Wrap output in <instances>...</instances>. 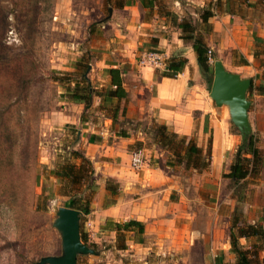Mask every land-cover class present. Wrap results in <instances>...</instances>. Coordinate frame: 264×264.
<instances>
[{
  "label": "rangeland",
  "instance_id": "obj_1",
  "mask_svg": "<svg viewBox=\"0 0 264 264\" xmlns=\"http://www.w3.org/2000/svg\"><path fill=\"white\" fill-rule=\"evenodd\" d=\"M134 2L139 4L136 20L152 22L154 11L171 13L170 4L163 5V0L159 1L161 10L159 5L156 10L145 8L141 0H0V264H38L41 258L59 256L60 236L52 226L56 209L68 208L72 196L88 199L89 213L94 208L115 205L121 195L117 180L128 182L131 172L142 168L156 169L152 175L146 172L147 179L158 174L157 178L167 180L164 203L174 212L190 213L188 224L180 214L169 224L154 223L139 242L132 233L125 234V250H119L121 241L114 232L102 229L108 227L107 219L92 228L80 215L79 232L86 244L93 245L89 248L95 255L79 254L75 264H212L219 249L227 248L234 210L240 212V222L264 226V95L255 92L259 82H264L261 59L255 66L250 63L247 74H243L250 77L253 89L245 97L251 103L247 109L248 140L252 139L261 158L256 172L237 186L224 177L240 138L223 105L211 115L230 139V154L224 155L214 169L209 167V159L203 171L173 165L171 153L153 144L152 132L159 124L151 113L141 109L142 105L137 107L139 101H146L149 90L139 88L138 74L128 69L120 55L123 44L129 41L120 35L129 33L127 26L132 18L124 7ZM182 9L175 13L177 19L196 20L192 8L182 3ZM165 20L171 31L179 34L169 15ZM196 28L203 36L207 33L200 26ZM127 48L137 54V61L144 52H158L147 44ZM231 56L225 71L238 70L234 64L240 60ZM120 60H124L120 70L129 72L126 78L131 93L126 99L105 105L93 97L83 109L82 104L63 97L79 73L92 88L103 91L109 84L105 70L120 64ZM198 74L208 98L207 84ZM113 109L116 119L111 122ZM80 128L88 130L83 133ZM104 130L108 132L99 134ZM120 132L127 137L118 136ZM87 135L91 144L104 140L107 145L114 142V148L106 154L93 152L89 158L94 148L86 149ZM200 145L199 167L207 150L204 139ZM176 150L182 153L180 147ZM74 151L81 159L72 158ZM133 153L140 154V169L130 167ZM65 163L83 170L79 184L67 187L53 176L54 169ZM239 243L248 246L254 240L240 239ZM227 252L223 260L231 264L234 257ZM258 255L264 257V247Z\"/></svg>",
  "mask_w": 264,
  "mask_h": 264
},
{
  "label": "crops",
  "instance_id": "obj_2",
  "mask_svg": "<svg viewBox=\"0 0 264 264\" xmlns=\"http://www.w3.org/2000/svg\"><path fill=\"white\" fill-rule=\"evenodd\" d=\"M182 1L173 0L169 3V0H163L162 4H170L168 5L170 6L169 9L174 15L176 12H182V3L185 7L192 8L193 12L208 8L211 13L207 20L210 31L204 34L203 41L214 61H219L225 69L230 64V56L233 54L236 60H240V63L234 64V68L238 70L227 69L226 71L238 75L240 79H249L251 83L250 77L243 76L244 73L247 74L250 63L254 65L257 59H261L259 65H263L264 68V0ZM131 4L124 7V9L130 10L132 18L127 26L129 33L120 35V38L126 37L129 40L123 44L124 49H120V55L125 59L128 69L138 74L141 82L139 88L149 90L146 101H139L137 107L142 105L141 109L151 113L154 122L164 125L170 132L178 136H194L198 142L196 147L200 149L202 147L200 141L204 139L206 149L209 151V167L211 169L216 168L219 163H222L221 159L224 155L228 156L231 152L230 139L225 137L222 124L219 121H212L211 111L217 106L209 100V96L207 98L206 91L199 81L198 69L190 45H185L179 39V34L176 31H171L163 14L154 11L155 19L152 22L138 20V18L136 20L139 4L137 2ZM160 7L159 10L162 9V6ZM156 8L157 6H154L151 9L156 10ZM140 44H147L152 49L157 50L164 61L172 57H181L185 59L186 63L181 72L171 78L162 76L163 71L161 72L159 69L141 68L135 65L137 54L127 48L132 47L131 49H134L136 46H141ZM123 63L124 60L120 64L112 65L111 68H116L120 72L121 87L126 93V99L131 90L126 78L129 72L124 73L120 70ZM157 74L158 78H156ZM259 84L255 92L264 95V92L259 91L264 88V82H259ZM135 88L137 86L133 87V89ZM249 104H251L250 101ZM87 130L80 128V132L83 133H86ZM106 132L108 131L104 130L99 134L104 135ZM86 138H88L87 141ZM90 138V135L85 136L88 146L86 149L94 148L91 150L89 158H92L91 153L93 152L106 154L110 148H114V142L107 145L102 140L99 143L91 144L88 141ZM154 170L156 171V169L144 170L142 168L139 172H131L132 177L128 182L118 179L123 197L120 195V199L115 205L94 208L93 211L84 216L86 222L93 228L106 219L116 223L135 220L143 224L142 238L146 236L152 224H169L179 214L186 218L183 222L187 225L190 213L184 210L180 213L179 210L174 212L172 207L168 208L169 205L164 203L168 186L167 180L157 178L158 174H156V178L147 179L145 177L146 172L152 175ZM163 213L164 216L161 217ZM167 220L169 221L166 222ZM130 242L132 246H135L132 241ZM226 246L225 250L219 249L220 252L213 257L212 264H226L223 255L229 249L228 242ZM227 253L230 254L229 251ZM230 256L229 259H231ZM207 259L203 254V260L206 261Z\"/></svg>",
  "mask_w": 264,
  "mask_h": 264
},
{
  "label": "trees",
  "instance_id": "obj_3",
  "mask_svg": "<svg viewBox=\"0 0 264 264\" xmlns=\"http://www.w3.org/2000/svg\"><path fill=\"white\" fill-rule=\"evenodd\" d=\"M158 5L159 0L142 1V6L148 9ZM158 7L161 8L160 6ZM194 13L197 15L196 20L190 18L188 20L185 18L178 20L174 14L168 12H165L163 16L167 17L169 15L172 26L179 31V39L189 43L194 54L197 69L207 84V91L209 92L212 79V63L214 59L210 54L212 63L208 62L207 52L209 50L203 41V34L197 30L196 27L200 26L208 33L210 31V26L207 20L211 16V13L208 8L194 10ZM185 63V59L181 57L167 59L162 76L171 78L180 73ZM78 65L79 63L76 64V66ZM105 72L108 76L109 84L103 91L92 88L88 80L79 73L78 78L73 80V87L66 88L63 97L70 102L82 104L83 109L88 108L93 97L99 98L101 103L105 105H110L112 101L117 102L125 99L126 93L121 87L119 70L116 68H108ZM112 86H114V88H112ZM251 89L252 84L250 83L247 93H249ZM259 91L263 93L264 88H261ZM111 111L112 114L109 116V119L113 122L116 119V110L113 109ZM152 133L153 144L171 153L173 160L170 163H174L173 165L183 164L185 169L190 168L195 171H203L208 167V163L206 162L209 159L208 149L205 151L204 164L201 167L198 166V161L201 159V150L196 147L195 139L192 136L188 139L184 136H178L168 131L164 125L155 126ZM118 136L121 138L127 137L124 132H120ZM262 138L264 139V133ZM175 139H177L176 142H174ZM177 147L181 148V154L176 150ZM71 156L74 159H81L77 151L71 152ZM260 164L261 158L258 150L250 138L244 151H241L239 147L236 149L232 158V163L229 165L224 177L231 182L232 186H237L242 183L247 176L255 173ZM82 171L83 170H80V168L72 164L65 163L62 167L54 169L53 176L61 183L67 184V187H72L83 180ZM107 190L111 189L107 188ZM68 208L77 210L82 216L87 215L90 211L88 199L75 198L74 196L69 198ZM240 215V212L234 210L231 217V225L229 227L228 251L234 257V261L231 264H264V257L259 258L258 255L261 248L264 247V226L240 222ZM261 221L264 223V214L261 216ZM108 222V227L102 229L114 232L115 238L121 241L118 248L119 250H125L123 244L125 234L132 233L136 242H139L143 235V224L138 221L128 220L122 223ZM239 223L243 224L238 226ZM79 239L83 244L93 248V245L86 244L84 236H82L80 232ZM240 239H243L245 242L249 239H253L254 243L244 246L239 243Z\"/></svg>",
  "mask_w": 264,
  "mask_h": 264
},
{
  "label": "water",
  "instance_id": "obj_4",
  "mask_svg": "<svg viewBox=\"0 0 264 264\" xmlns=\"http://www.w3.org/2000/svg\"><path fill=\"white\" fill-rule=\"evenodd\" d=\"M110 10H108V15ZM249 79H240L238 75L224 70L219 61L212 63V79L208 96L215 106H226L230 123L238 131L239 148L244 151L249 136L247 109L249 101L246 91ZM81 214L70 208H57L52 226L60 236V255L41 258L38 264H75L76 256L95 255V252L79 239V216Z\"/></svg>",
  "mask_w": 264,
  "mask_h": 264
},
{
  "label": "built area",
  "instance_id": "obj_5",
  "mask_svg": "<svg viewBox=\"0 0 264 264\" xmlns=\"http://www.w3.org/2000/svg\"><path fill=\"white\" fill-rule=\"evenodd\" d=\"M208 62L211 63L210 52H207ZM137 65L141 68H150V69H162L164 68L163 59L158 52L149 51L144 52L139 56ZM114 88V86H112ZM130 167L133 169H140L142 166L141 157L138 153H133L130 156Z\"/></svg>",
  "mask_w": 264,
  "mask_h": 264
}]
</instances>
